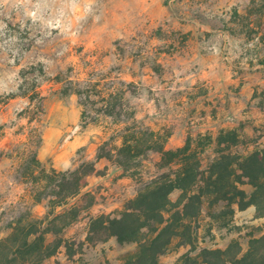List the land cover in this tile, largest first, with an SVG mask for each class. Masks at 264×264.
Here are the masks:
<instances>
[{"label":"rangeland","instance_id":"374dc122","mask_svg":"<svg viewBox=\"0 0 264 264\" xmlns=\"http://www.w3.org/2000/svg\"><path fill=\"white\" fill-rule=\"evenodd\" d=\"M68 79L128 83L134 119L119 109V119L103 115L98 91L90 95L95 103L82 106L76 94L61 93ZM133 122L167 134L166 149L235 128L239 151L264 152V0H0V239L9 222L47 210L21 175L40 140L42 166L65 171L95 161L104 172L86 176L70 200L85 206V194L93 197L63 233L73 254L61 247L45 264H120L133 253L136 243L88 237L91 216H117L137 194L136 179L96 159L99 145ZM158 160L148 154L144 178L161 172ZM193 231L192 254L233 240L244 252L264 233V215L206 200ZM189 249L173 240L159 261L174 263Z\"/></svg>","mask_w":264,"mask_h":264},{"label":"trees","instance_id":"16d2710c","mask_svg":"<svg viewBox=\"0 0 264 264\" xmlns=\"http://www.w3.org/2000/svg\"><path fill=\"white\" fill-rule=\"evenodd\" d=\"M115 84L104 88L99 81L81 83L68 79L60 91L76 94L82 106L95 103L90 95L98 91L103 115L119 119V109L134 119L135 110L124 96L129 84L123 80ZM35 97L29 96L32 101ZM85 113L84 108L83 117ZM95 120L98 117L91 118ZM167 137L133 122L122 128L117 137L99 145L96 159L106 158L121 167L125 175L136 179L138 189L119 215L90 217L89 239L105 241L114 236L119 243H136L135 251L120 264H162L159 256L173 240L179 245H190L191 249L171 264H264V233L250 238L244 252L233 240L224 249L205 247L192 254L196 249L192 246L193 223L202 213L204 201L212 205L223 201L241 210L253 206L257 216L264 215V152L239 151L243 142L235 128H222L215 137L210 133L188 136L184 145L175 149L165 148ZM115 139L120 140L119 144ZM34 147L21 175L35 185L33 198L37 203L45 202L47 210L43 217L22 216L9 222L7 235L0 239V264H45L61 247L66 248L68 255L73 254V246L63 233L93 203V197L85 194V206L71 204L70 200L81 194L86 176L104 173L95 161L82 162L65 171L46 168ZM150 152L159 154L155 165L161 172L144 178V160ZM175 192L178 195L173 199Z\"/></svg>","mask_w":264,"mask_h":264}]
</instances>
